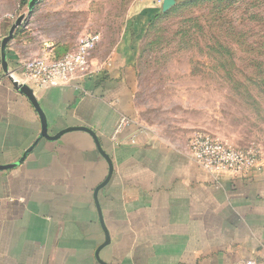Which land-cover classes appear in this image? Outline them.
I'll return each instance as SVG.
<instances>
[{
	"label": "crops",
	"instance_id": "1",
	"mask_svg": "<svg viewBox=\"0 0 264 264\" xmlns=\"http://www.w3.org/2000/svg\"><path fill=\"white\" fill-rule=\"evenodd\" d=\"M62 10L53 0L27 6L7 44V73L0 56V165L18 161L41 133L9 76L20 82L27 57L74 49L76 38L53 29ZM142 12L107 51L100 40L83 80L23 83L56 138L41 137L21 163L0 169V264H264V161L246 175L215 176L189 145L154 138L137 119V41L155 8ZM120 117L129 123L115 133Z\"/></svg>",
	"mask_w": 264,
	"mask_h": 264
},
{
	"label": "rangeland",
	"instance_id": "2",
	"mask_svg": "<svg viewBox=\"0 0 264 264\" xmlns=\"http://www.w3.org/2000/svg\"><path fill=\"white\" fill-rule=\"evenodd\" d=\"M53 1L64 4L57 34L72 44L81 34L100 33L107 51L134 14L150 7L163 15L186 0L165 10L163 0ZM15 2L24 10L8 8ZM228 4L181 8L153 28L145 21L137 41L136 116L145 132L173 145L187 146L205 133L264 154V0ZM25 10L27 0H0V29L7 31L9 15L13 22Z\"/></svg>",
	"mask_w": 264,
	"mask_h": 264
},
{
	"label": "built area",
	"instance_id": "3",
	"mask_svg": "<svg viewBox=\"0 0 264 264\" xmlns=\"http://www.w3.org/2000/svg\"><path fill=\"white\" fill-rule=\"evenodd\" d=\"M101 40L100 33L81 34L74 49L58 58L45 55L27 57L22 63L21 83L32 87L68 86L73 79L83 80L90 73L89 53ZM126 117H120L115 133L128 125ZM190 157L206 172L212 175L228 174L239 177L256 170L264 161V154L258 146L235 148L209 134L199 133L189 143ZM238 264H257L245 259Z\"/></svg>",
	"mask_w": 264,
	"mask_h": 264
},
{
	"label": "water",
	"instance_id": "4",
	"mask_svg": "<svg viewBox=\"0 0 264 264\" xmlns=\"http://www.w3.org/2000/svg\"><path fill=\"white\" fill-rule=\"evenodd\" d=\"M172 1L173 0H163V2H162V9L165 10L168 7V5L170 3H172ZM37 2H38V0H28V5H27L28 6V11H31L34 8V6H35V4ZM24 19H25V14H20L14 20V22L11 24V26H10L7 34L1 40V43H0V56H1L2 69H3V71L5 73L8 72L7 62H6V48H7V44L13 38V34H14L16 28L22 24V22H23ZM9 79L12 80V83L16 86V88H18L21 92H23L30 99V101L34 105V107H35V109L38 112V115L40 117L42 130H41V133H40L39 137L34 142V144L41 137H45V138H48V139H54V138H56V137H53V136H49L47 134L46 118H45L44 114L42 113V111L40 110V108L38 106V103H37V101L34 98L32 88H30L26 84H23V83L19 82L16 79H13L11 77V75L9 76ZM85 130H87L88 132H91L88 129H85ZM59 135H60V133H59ZM59 135H57V136H59ZM34 144H32L28 149H26V151H24V153L22 154V156L20 157V159H18V161L14 162V163H11V164H7V165H0V169H7V168L15 167L16 165H18L19 163H21L25 159V157L28 154V152L32 149V147L34 146ZM111 170H112V166L109 163V173H108L109 175L111 173Z\"/></svg>",
	"mask_w": 264,
	"mask_h": 264
},
{
	"label": "trees",
	"instance_id": "5",
	"mask_svg": "<svg viewBox=\"0 0 264 264\" xmlns=\"http://www.w3.org/2000/svg\"><path fill=\"white\" fill-rule=\"evenodd\" d=\"M206 1H210V3L212 2L213 5L210 7L227 6V5H229L228 3H231V0H186V1L182 2L181 4H179L178 6H175L171 11L163 13V15H159L155 11L154 14L151 16V18L147 21V24L150 23V25H151L150 28H153L156 25V23L158 22V19L164 17V15H167V14L172 13V12H176L181 8L185 9V8H189L192 6H194V7L200 6L203 3H205Z\"/></svg>",
	"mask_w": 264,
	"mask_h": 264
}]
</instances>
